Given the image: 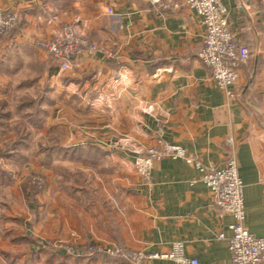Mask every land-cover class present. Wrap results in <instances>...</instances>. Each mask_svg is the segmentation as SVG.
Wrapping results in <instances>:
<instances>
[{
    "label": "crops",
    "instance_id": "obj_1",
    "mask_svg": "<svg viewBox=\"0 0 264 264\" xmlns=\"http://www.w3.org/2000/svg\"><path fill=\"white\" fill-rule=\"evenodd\" d=\"M219 1L251 52L238 68L233 99L198 60L204 27L185 0H0L6 14L19 15L0 37V149L21 132L29 135L10 150L27 160H5L0 171V264H128L71 260L59 245L71 240L147 255L182 243L185 256L200 264H232L235 219L214 204L200 170L167 158L154 163L149 182L137 174L135 158L159 137L206 168H223L234 154L244 225L264 236V0ZM66 24L99 50L61 71L39 43ZM58 129L59 153L43 167L37 134ZM33 173L46 175L39 198L51 206L39 218L25 195ZM59 203L62 216H52Z\"/></svg>",
    "mask_w": 264,
    "mask_h": 264
},
{
    "label": "built area",
    "instance_id": "obj_2",
    "mask_svg": "<svg viewBox=\"0 0 264 264\" xmlns=\"http://www.w3.org/2000/svg\"><path fill=\"white\" fill-rule=\"evenodd\" d=\"M159 4L160 0H153ZM170 5V4H168ZM185 5L196 11L204 27V45L198 55L201 64L211 72L212 80L230 99L235 98L233 90L239 78L238 68L251 56L247 45L242 44L229 25V14L219 0H185ZM111 13V11H110ZM19 22L17 13L6 14L0 6V37L9 35ZM53 59L60 63V70L67 71L75 59L92 55L99 50L96 43L75 30L73 24H66L59 35L39 43ZM172 158L184 159L202 173V181L209 189L214 204L225 214L233 216L229 250L232 264H264V236L256 237L245 227L244 184L239 175L237 158L231 154L223 168H206L189 156L184 148L166 142L159 137L154 145L141 150L135 158V169L144 182L151 179L156 161ZM69 251L65 246H60ZM90 255L116 258L128 264H143L146 260L167 259L182 264H200L184 254L182 243L174 244L167 254H150L132 251L125 246H90Z\"/></svg>",
    "mask_w": 264,
    "mask_h": 264
},
{
    "label": "rangeland",
    "instance_id": "obj_3",
    "mask_svg": "<svg viewBox=\"0 0 264 264\" xmlns=\"http://www.w3.org/2000/svg\"><path fill=\"white\" fill-rule=\"evenodd\" d=\"M20 134L27 135V138L24 140V144H25L26 141H28L27 139L29 135L27 132H23V133L21 132ZM43 135L37 134V137L39 140L37 139L38 143L37 145L35 143L36 147L34 149L40 150L41 152H43V158L39 160L41 162V165L45 167V166H48L52 162L51 161L52 152L56 154L59 153L58 150H59V146H61L60 139H61L62 134H61V130L58 129L56 133L50 130L49 132H47V135L45 134ZM5 160H9L11 164H22L27 160V158H23L21 156H16L14 158H6L3 156L1 149H0V171L5 165ZM58 176L61 177L62 174L58 173ZM24 186H25V191H26L25 195L27 196V201L32 206V216H38V218L40 216H47V211L51 208V206L43 198L42 199L39 198L40 195L41 196L44 195L46 191V187H47L46 175L44 173H33L25 180ZM62 206H63L62 203L54 204L52 206V209H53L52 216H62V213H61ZM68 208L72 211L71 214L73 216H81V213L79 214L76 213L77 211L74 210L71 205H68ZM87 214L93 216V212H90ZM67 243L66 244L59 243V245L65 246L66 248H68L69 251H67L66 254L69 256V258H71V260H77L78 258H81V257L83 258L85 257L86 259H93L97 257L102 258V256L90 255V253H88L87 251V248H89L90 246H100V245H94L93 243H79V242H76V240H71L70 242H67ZM52 244L54 245L56 244V242L55 243L52 242Z\"/></svg>",
    "mask_w": 264,
    "mask_h": 264
},
{
    "label": "trees",
    "instance_id": "obj_4",
    "mask_svg": "<svg viewBox=\"0 0 264 264\" xmlns=\"http://www.w3.org/2000/svg\"><path fill=\"white\" fill-rule=\"evenodd\" d=\"M27 138V135L20 134L17 141L14 143H8L4 150H1L2 154L6 158H14L16 156H20L19 154L11 155L10 150L16 149V147H19L24 144V140Z\"/></svg>",
    "mask_w": 264,
    "mask_h": 264
}]
</instances>
